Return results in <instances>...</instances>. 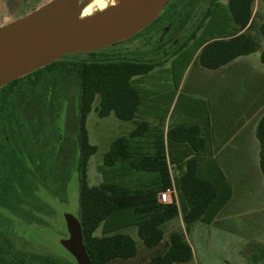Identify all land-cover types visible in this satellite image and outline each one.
Instances as JSON below:
<instances>
[{
    "label": "trees",
    "instance_id": "1",
    "mask_svg": "<svg viewBox=\"0 0 264 264\" xmlns=\"http://www.w3.org/2000/svg\"><path fill=\"white\" fill-rule=\"evenodd\" d=\"M199 4L200 2L196 3L183 18L180 31L188 29L198 13ZM215 4L213 7L218 6L229 13L228 19L216 22L221 31L198 38L204 26L213 22L212 12L215 10L210 7L204 12L186 41L179 46L177 43L174 48L178 47L175 50L173 48L174 51L166 52L162 58L160 54L142 58L143 60L114 59L115 55L107 53H103L102 59L93 58L90 61L64 57L1 89L0 201L11 195L15 187V181L11 179L9 173L8 156L16 147L20 148V165L30 170L34 166L36 171L33 175L38 177L46 190L54 197L60 198L62 202L66 201L63 193L65 192L67 196L66 189L62 190L61 185L59 189H55L51 185L52 181L61 182V178L52 170L50 174L45 173L53 161L55 149L52 146V150L49 149L52 155L50 160L42 151L29 149L30 143H35L34 148H38L40 140L43 139L40 136L44 135L42 131L36 133L33 131L36 114H30V110L38 109L36 112L41 117L45 107L48 105L54 107L53 102L48 101V104H45L46 97L41 92L48 75L58 76L65 81H77L80 87L76 106L78 116L76 171L80 201L78 220L83 230L84 246L92 264H111L136 259L140 254L139 246L136 239L128 233L133 229H136L143 246L151 252L146 264H190L194 255L184 233L172 232L166 239V226L180 216L187 232L198 222L211 224L231 200V186L228 184V190H225L217 181L202 177L199 173L198 158L193 157L187 162L186 170L176 179L180 207L176 202L161 204L159 194L172 186L165 137L161 129L146 123H138L132 133L116 139L104 155L103 162L104 166L110 169L122 165L131 172L154 174L157 182L151 186L131 189L121 180H115L120 173H112L109 169L108 172H101L104 180L100 185L91 186L89 163L98 153V147L90 143L87 120L94 111L103 119L115 116L124 123L134 122L138 117L141 103L139 79L151 74L193 42H196V50L202 48L198 57L199 64L210 71L220 70L241 57L259 52L264 42V18L255 10L256 0H229L224 5L221 2ZM211 36L218 37L209 39ZM108 49L110 47L102 51L106 52ZM261 58L264 62V51ZM97 101L98 105L94 107ZM22 114L26 115L28 120V124L23 123V126L19 121ZM146 131L147 137L153 140L143 148L139 141ZM256 136L260 143V169L264 178V115L258 123ZM53 137L59 141V132ZM168 138L189 144L194 152L204 149L203 139L197 127L170 131ZM220 175L223 177L221 171ZM222 179L225 180V177ZM27 200L29 202V199ZM41 213L42 210H33L34 216L31 215L34 218L33 223L43 224L42 217L39 216ZM43 216L46 215L43 213ZM97 231H101L100 236L96 235ZM250 261L253 264L264 262V247L258 254L253 255ZM0 264H77V262L74 258L71 263L56 256L18 252L10 247L8 238L0 234Z\"/></svg>",
    "mask_w": 264,
    "mask_h": 264
},
{
    "label": "rangeland",
    "instance_id": "2",
    "mask_svg": "<svg viewBox=\"0 0 264 264\" xmlns=\"http://www.w3.org/2000/svg\"><path fill=\"white\" fill-rule=\"evenodd\" d=\"M56 0H22L18 9L9 14V9L13 7L12 4L2 5L1 17L5 18L9 15L15 19V17H21V15L28 9L39 10L44 6L54 2ZM79 1L74 0L68 4V7L79 6ZM107 4V7H111L117 3V0H100ZM229 0H220L224 5ZM90 5L93 6V15L99 12L95 2ZM206 3H203L198 9V13L194 17L193 21L187 27L186 30L180 31V38H178V45L186 41L194 31L200 18L203 16ZM96 9V10H95ZM213 22L204 26L201 30L198 38H204L211 32L221 31V28L216 26V22H220L228 19L229 13L226 9H220L218 6L213 7ZM255 10L261 13L264 18V4L263 0H256ZM82 15V14H81ZM0 20V22H2ZM142 35V34H140ZM130 39L115 46L110 47L106 52H98L95 55L90 54H78L67 56V58L75 57L76 60L90 61L93 58L102 59L103 53L109 55H115L114 59H131V60H143L145 57H153L161 54V58L168 51H172L174 46L168 47H150L142 48V37ZM264 43V42H263ZM192 44H196L193 42ZM183 55L182 59L177 63L175 72L172 76L177 79L184 75L183 61H185L186 55ZM187 57V56H186ZM167 69L170 68L167 65ZM171 73V72H170ZM159 76H169L168 70L165 72L154 73L151 80L154 81ZM141 79V78H140ZM149 79V78H147ZM172 86V84H171ZM79 83L77 81H65L58 76L48 75L42 86V94L45 95L48 101L54 103V107L48 105L43 110V115L40 117L38 109L30 110V114H36V124L33 131L44 132L42 140L38 148H34L35 143H30L29 149H37L42 151L44 155L49 158V149H55L52 165L49 168L55 173L61 182L52 181L53 188L63 187L66 189L67 196L65 195V202H62L60 198L54 197L51 192L46 190L37 176L33 175L32 169H27L20 165L21 158L19 156L20 148L16 147L13 153L8 156V168L11 179H14V190L11 195L5 196L4 200H1L0 207V234L8 238L10 247L21 253H33L40 255H50L63 258L68 262H73L72 256L65 250L61 242L69 238L68 230L64 215H71L75 219L80 217V201H79V180L77 174V137H78V116H77V103L79 95ZM186 93V92H185ZM186 95V94H184ZM98 105V101L94 107ZM60 108V109H59ZM25 112V110H23ZM23 113V112H22ZM26 115L22 114L19 117V121L27 123ZM27 127V126H26ZM31 128V126H28ZM127 125L119 121L115 116L109 118H100L94 111L89 115L87 120V130L89 134L90 143L98 147V153L93 156L89 163V183L91 186H98L103 182V172H108L110 168L104 166V155L108 152L111 144L118 138L124 136L127 131ZM25 128V127H24ZM28 128V130H30ZM59 132L60 140L56 141L53 135ZM34 139L31 141L33 142ZM52 146V148H51ZM37 153V152H36ZM123 167L120 168L119 173L121 178H115L116 181H125V173ZM102 172V173H101ZM119 178V179H117ZM59 182V184H58ZM68 188V189H67ZM29 199V202L28 200ZM38 201V202H37ZM45 201V202H44ZM37 202V203H36ZM26 204V205H25ZM33 210H42L46 216L41 213L43 224L33 223L32 219ZM32 215V216H31ZM177 222H174L176 225ZM252 226L251 217L241 218L234 215L226 216L225 227L211 229L210 236L206 234L203 228H196L190 235V240L195 250V261L191 264H251L250 247L252 242H257L256 237L249 238V228ZM198 227V226H197ZM167 231V228H165ZM171 228L168 229V231ZM199 229V230H198ZM182 229H178L181 231ZM137 241L140 254L134 260L128 262H112L111 264H146L151 252L148 251L142 241L137 236L136 229L129 230ZM101 231H97L96 235L100 236ZM168 235V234H167ZM169 237V236H168ZM250 239V243L249 242Z\"/></svg>",
    "mask_w": 264,
    "mask_h": 264
},
{
    "label": "crops",
    "instance_id": "3",
    "mask_svg": "<svg viewBox=\"0 0 264 264\" xmlns=\"http://www.w3.org/2000/svg\"><path fill=\"white\" fill-rule=\"evenodd\" d=\"M214 37L218 36L209 39ZM191 47L194 49L187 57L184 56V75L179 80L172 73ZM201 51L202 48L196 50V45L191 43L151 74L139 79L141 103L138 117L132 123L122 122L128 126L124 136L132 133L138 123H146L164 132L167 163L177 190L178 207L180 200L176 179L186 170L187 162L193 157L198 158L202 177L217 181L225 190H228V184L231 186V200L211 224L198 222L187 232L180 216L174 221L176 225L172 222L166 226V239L172 232L184 233L192 248L194 262L195 250L189 238L196 228H203L210 236L211 229L225 227L226 216L247 219L250 216L252 226L247 235L258 239L250 247L253 256L264 247V178L260 169V143L256 136L258 123L264 115V62L261 58L264 43L259 52L241 57L216 71L206 70L199 64ZM167 65L170 68L167 69ZM167 70L169 76L151 80L154 73ZM190 127H197L203 139L204 149L199 152H194L187 143L168 138L170 131ZM147 134L146 131L139 141L143 148L153 140ZM121 167L117 165L110 172L119 173ZM123 168L124 183L128 188L151 186L157 182L154 174L131 172L126 166Z\"/></svg>",
    "mask_w": 264,
    "mask_h": 264
},
{
    "label": "water",
    "instance_id": "4",
    "mask_svg": "<svg viewBox=\"0 0 264 264\" xmlns=\"http://www.w3.org/2000/svg\"><path fill=\"white\" fill-rule=\"evenodd\" d=\"M89 1V0H85ZM171 0H124L81 20L88 6L56 0L0 28V90L68 55L92 54L128 41L150 26ZM61 242L77 264H92L79 220L64 215Z\"/></svg>",
    "mask_w": 264,
    "mask_h": 264
},
{
    "label": "flooded vegetation",
    "instance_id": "5",
    "mask_svg": "<svg viewBox=\"0 0 264 264\" xmlns=\"http://www.w3.org/2000/svg\"><path fill=\"white\" fill-rule=\"evenodd\" d=\"M95 1L97 0L79 1V7L90 5ZM198 1L200 4L197 9H199L203 3L207 4L205 11L208 10V8L213 7L214 3H216L215 5L220 3V0H217V2H213L214 0H171L165 6L160 16L143 32L140 33L142 35L138 34V38L142 37V48L165 46V49H168V47H172L173 45L177 44L178 38H180V24L183 18L194 8V5L199 3ZM21 2L22 0H0V13L2 14V5L9 3L13 5V7L9 9V14L13 15ZM35 11L37 10L30 8L26 10L21 15V17H15V19H13V17L10 15L8 17L2 18L0 14V20L3 19V21L0 22V28L12 24ZM135 37L133 39H135ZM31 169L36 171L34 166H32ZM45 173L50 174L51 169L48 167L47 171L45 170ZM0 209L3 210L1 207Z\"/></svg>",
    "mask_w": 264,
    "mask_h": 264
},
{
    "label": "built area",
    "instance_id": "6",
    "mask_svg": "<svg viewBox=\"0 0 264 264\" xmlns=\"http://www.w3.org/2000/svg\"><path fill=\"white\" fill-rule=\"evenodd\" d=\"M177 190L174 184L172 183V186L168 188L167 190L161 192L159 194V202L161 204H171L173 202H176L178 204V198H177Z\"/></svg>",
    "mask_w": 264,
    "mask_h": 264
},
{
    "label": "bare ground",
    "instance_id": "7",
    "mask_svg": "<svg viewBox=\"0 0 264 264\" xmlns=\"http://www.w3.org/2000/svg\"><path fill=\"white\" fill-rule=\"evenodd\" d=\"M123 1L124 0H117V3L115 5H121L123 3ZM95 4H96V6H97L99 11H104V10H106L108 8L107 4L105 2L100 1V0L95 1ZM92 15H93V6L92 5H88L84 9V11L82 12V15H81L80 18H81V20H83V19H85L87 17H90Z\"/></svg>",
    "mask_w": 264,
    "mask_h": 264
}]
</instances>
